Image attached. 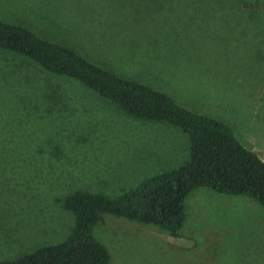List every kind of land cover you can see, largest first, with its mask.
<instances>
[{"label": "rangeland", "instance_id": "obj_1", "mask_svg": "<svg viewBox=\"0 0 264 264\" xmlns=\"http://www.w3.org/2000/svg\"><path fill=\"white\" fill-rule=\"evenodd\" d=\"M114 4L0 0V22L55 34L98 67L227 124L264 162L263 73L255 86L237 58L255 38L247 25L222 0H151L147 11ZM167 71L177 78L172 88L160 81L166 77H151ZM187 149L178 128L132 118L79 82L0 50V262L64 240L73 218L56 199L74 191L115 198L177 167ZM184 207L180 238L110 215L92 235L108 264H264V210L254 201L200 188Z\"/></svg>", "mask_w": 264, "mask_h": 264}, {"label": "trees", "instance_id": "obj_2", "mask_svg": "<svg viewBox=\"0 0 264 264\" xmlns=\"http://www.w3.org/2000/svg\"><path fill=\"white\" fill-rule=\"evenodd\" d=\"M198 1L213 4L221 0ZM222 1L236 14L240 24L247 25L245 30L250 36L255 35L254 41L237 58L241 59L243 69L252 71L255 86L259 84L258 74L263 73V87L264 0ZM149 2L151 0H115L114 5L143 6L147 11L154 9ZM23 26L25 22H0V50L18 54L47 73L79 82L132 118L178 128L187 136L188 153L186 160L177 167L145 178L115 198L74 191L56 199L73 218L64 240L0 264H108L107 250L92 235L102 215L155 226L169 238H178L186 217L185 198L200 188L219 195L246 197L264 210V162L238 141L227 124L181 107L159 89L153 90L134 79L122 78L98 67L59 44V38L53 37L55 34L41 38ZM130 66L136 67L138 74L144 71L143 66L133 63ZM168 73H154L151 77L164 76L168 80L160 81L171 87L177 78L174 73Z\"/></svg>", "mask_w": 264, "mask_h": 264}]
</instances>
